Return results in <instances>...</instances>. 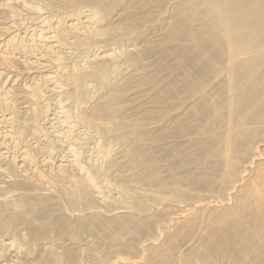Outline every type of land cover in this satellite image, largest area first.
Wrapping results in <instances>:
<instances>
[{
  "label": "bare ground",
  "instance_id": "obj_1",
  "mask_svg": "<svg viewBox=\"0 0 264 264\" xmlns=\"http://www.w3.org/2000/svg\"><path fill=\"white\" fill-rule=\"evenodd\" d=\"M0 264H264V0H0Z\"/></svg>",
  "mask_w": 264,
  "mask_h": 264
}]
</instances>
